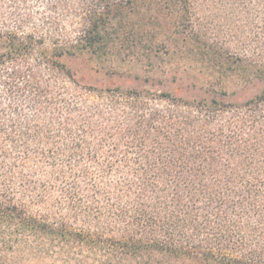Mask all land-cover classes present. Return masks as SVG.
Masks as SVG:
<instances>
[{"label": "trees", "instance_id": "trees-1", "mask_svg": "<svg viewBox=\"0 0 264 264\" xmlns=\"http://www.w3.org/2000/svg\"><path fill=\"white\" fill-rule=\"evenodd\" d=\"M38 1L28 30L30 0H0V239L25 255L44 233L88 264H264V0ZM211 17L228 39L206 36ZM166 22L260 91L104 88L64 61L151 59L175 41ZM53 194L69 209L50 222L33 208Z\"/></svg>", "mask_w": 264, "mask_h": 264}, {"label": "rangeland", "instance_id": "rangeland-1", "mask_svg": "<svg viewBox=\"0 0 264 264\" xmlns=\"http://www.w3.org/2000/svg\"><path fill=\"white\" fill-rule=\"evenodd\" d=\"M46 4L38 0H30L28 5L32 14L24 20L28 30L38 26L42 18L41 12L45 11ZM47 11L51 19L57 16L54 14L55 11ZM168 22L163 32L175 41L170 50L164 49L151 59L143 57L140 53L127 57L117 56L114 60L106 61L108 65L104 69H100L101 65L98 68L95 63L84 57H66L64 61L86 85L104 88L110 86H120L124 89L149 88L153 91H170L189 100L211 99L217 96L231 101L249 98L260 91V85L241 90V78L232 79L229 77V72L219 75L216 71L219 67H215L211 62L201 61L197 49L192 50L193 45H186L183 34L174 33ZM225 26L223 20L211 17L207 20L205 34L211 39H228ZM234 86L239 87L236 94L232 93ZM58 199H61V195L53 194L46 208H33V211L53 222L55 218L64 216L69 209L62 207L61 200L58 204L56 202ZM30 240L33 247L24 255V253L18 254L17 251L12 252L9 247L12 245H6L0 239V264H88L87 252L78 246L70 251L61 250L60 243L44 233ZM40 241L43 244H41L42 248ZM15 248L18 249L17 246Z\"/></svg>", "mask_w": 264, "mask_h": 264}]
</instances>
